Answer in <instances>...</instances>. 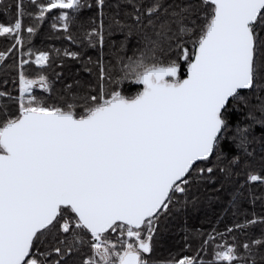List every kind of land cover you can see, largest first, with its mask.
<instances>
[{"label": "snow or ice", "instance_id": "6c2138e0", "mask_svg": "<svg viewBox=\"0 0 264 264\" xmlns=\"http://www.w3.org/2000/svg\"><path fill=\"white\" fill-rule=\"evenodd\" d=\"M0 16V264H264L245 207L264 208V0H4ZM219 193L237 219L185 225L158 256L174 214Z\"/></svg>", "mask_w": 264, "mask_h": 264}, {"label": "trees", "instance_id": "16d2710c", "mask_svg": "<svg viewBox=\"0 0 264 264\" xmlns=\"http://www.w3.org/2000/svg\"><path fill=\"white\" fill-rule=\"evenodd\" d=\"M4 0H0V3H3ZM25 3H28V0H25ZM0 19H5V17L0 16ZM45 30H47V25H45ZM119 39V37H115ZM11 44V41L4 36L0 35V50H5ZM35 46L41 47L44 50H47L49 46H53L55 48H60L63 50L64 47H68L69 44L67 41H64L60 38L53 37L51 39H47L42 34L40 37H37L35 40ZM90 55L95 56L93 51L89 52ZM79 66V65H77ZM31 71H36L37 66L34 64L31 66ZM52 72V69L48 70ZM55 71H60L58 67L55 68ZM86 75V74H85ZM59 87V85H57ZM9 88H12L13 85L11 81L8 84ZM134 90V89H133ZM39 92L40 90L37 89ZM237 118V117H234ZM256 188L260 186L255 185ZM219 200L212 199H202L196 208H190L186 213H180L178 215L174 214V217L171 218V228L168 234V237L165 241L163 248H157L156 254L158 256H166L168 252H177L183 247V243L181 237L184 235L182 228L187 225L189 228H199V229H209L213 226L217 225V219H220V224L217 227V231H223L225 225L231 224L237 218L231 214V209L227 215L221 217V213L224 208L227 206L228 195L227 193H219ZM248 208V211H255L258 215H264V208L257 203L255 208H252L249 205H245ZM243 211V209H241ZM254 231H258V228ZM195 249V243L193 245V250ZM187 254H191L188 252Z\"/></svg>", "mask_w": 264, "mask_h": 264}]
</instances>
